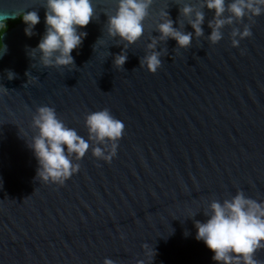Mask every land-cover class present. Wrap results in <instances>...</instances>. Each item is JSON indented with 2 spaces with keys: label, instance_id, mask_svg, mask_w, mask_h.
Returning a JSON list of instances; mask_svg holds the SVG:
<instances>
[{
  "label": "water",
  "instance_id": "water-1",
  "mask_svg": "<svg viewBox=\"0 0 264 264\" xmlns=\"http://www.w3.org/2000/svg\"><path fill=\"white\" fill-rule=\"evenodd\" d=\"M44 4L0 0L5 22L28 11L40 17L32 36L20 22L1 38L0 264H216L194 222L206 219L212 200L237 191L264 200V14L233 18L212 44L214 13L203 0H152L142 36L126 44L106 31L116 0H92L74 65L43 67L39 53H29L45 30ZM186 4L203 12L202 35L179 48L159 39L157 24L171 19L192 32L193 17L180 12ZM246 24L251 36L233 47V29ZM122 50L127 59L117 68L113 56ZM151 51L160 53L155 73L141 66ZM42 105L85 139V115L108 109L124 124L115 156L106 163L89 148L63 185L36 179L26 140ZM254 258L264 264V249Z\"/></svg>",
  "mask_w": 264,
  "mask_h": 264
},
{
  "label": "clouds",
  "instance_id": "clouds-1",
  "mask_svg": "<svg viewBox=\"0 0 264 264\" xmlns=\"http://www.w3.org/2000/svg\"><path fill=\"white\" fill-rule=\"evenodd\" d=\"M152 0H116L113 14L107 16L106 31L109 36L119 37L126 44H133L143 33V21L148 15ZM203 6L212 10L213 21H209L211 32L208 40L215 44L222 39L220 29L232 24L233 18L242 20L264 14V0H203ZM45 30L35 49L29 53H39V62L43 67H67L74 65L71 55L78 49L87 33L81 31L93 19L92 0H45ZM180 12L188 17L192 32H182L173 26L171 19H164L157 24L160 40L173 39L179 48L190 45L193 35H202L201 25L204 15L194 11L191 5H185ZM228 15L225 16L224 13ZM167 16V12H162ZM8 16L0 13V29L3 28ZM19 18L26 25V36L33 35L34 26L40 17L36 11L23 12ZM231 45L237 47L240 39L251 36L246 24L242 30L233 29ZM153 39L147 47L154 49ZM95 45L93 46L94 49ZM6 46L0 45V57L6 52ZM127 59L122 50L113 56V65L122 68ZM141 66L150 73H155L161 66L160 53L151 51L141 60ZM11 70L7 71V79L14 77ZM27 75V73H26ZM7 92L3 86H0ZM87 139L78 135L74 128L66 126L54 108L42 105L36 108L31 119V127L36 129L30 141L26 140L37 162L36 179L46 183L63 185L73 174L77 173L79 161L91 149L94 158L110 162L116 154L117 141L123 135L124 124L112 116L108 109L89 112L84 117ZM205 220L195 221V239L202 241L212 252L211 259L216 264H261L254 258L255 252L264 249V200L246 197L237 191L230 199L212 200L204 211ZM103 264H114L105 258Z\"/></svg>",
  "mask_w": 264,
  "mask_h": 264
},
{
  "label": "trees",
  "instance_id": "trees-1",
  "mask_svg": "<svg viewBox=\"0 0 264 264\" xmlns=\"http://www.w3.org/2000/svg\"><path fill=\"white\" fill-rule=\"evenodd\" d=\"M22 22L21 19H17L15 21H8V22H5L4 23V26L2 29H0V45H2V41H1V38H2V35L8 31L10 28L14 27L16 24Z\"/></svg>",
  "mask_w": 264,
  "mask_h": 264
}]
</instances>
